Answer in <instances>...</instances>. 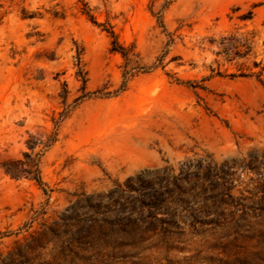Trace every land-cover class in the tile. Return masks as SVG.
Instances as JSON below:
<instances>
[{
  "label": "rangeland",
  "instance_id": "374dc122",
  "mask_svg": "<svg viewBox=\"0 0 264 264\" xmlns=\"http://www.w3.org/2000/svg\"><path fill=\"white\" fill-rule=\"evenodd\" d=\"M84 3L0 0V264H264V0ZM145 170L195 192L128 235Z\"/></svg>",
  "mask_w": 264,
  "mask_h": 264
},
{
  "label": "trees",
  "instance_id": "16d2710c",
  "mask_svg": "<svg viewBox=\"0 0 264 264\" xmlns=\"http://www.w3.org/2000/svg\"><path fill=\"white\" fill-rule=\"evenodd\" d=\"M82 1V14L88 19L94 18L88 9L84 0ZM124 88L122 86L121 90ZM95 95V94H92ZM51 142H54L52 140ZM24 157L28 160V168H25V163L22 161L8 162L4 166V172L12 178L18 179L23 175L32 176V179L41 186L43 182L40 177L38 165L31 159V156L25 154ZM150 172L145 170L136 176L129 178L125 183V189L121 192L127 195V213L129 215L127 221L129 225L123 224V232L128 235L148 233L162 227L168 222L176 223L178 217L177 206L187 207L190 203L189 198L193 196L195 188L193 186L186 187L182 184L179 176L167 178L151 179L148 176ZM121 187V186H120ZM194 188V189H193ZM190 207V206H189ZM209 207H205V215L209 214ZM191 214L196 210L193 207L189 208ZM210 221L195 218L193 224L200 223L201 225L208 224Z\"/></svg>",
  "mask_w": 264,
  "mask_h": 264
}]
</instances>
